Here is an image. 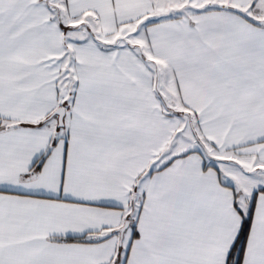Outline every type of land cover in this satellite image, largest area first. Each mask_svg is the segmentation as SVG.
I'll list each match as a JSON object with an SVG mask.
<instances>
[{
  "label": "snow or ice",
  "instance_id": "obj_1",
  "mask_svg": "<svg viewBox=\"0 0 264 264\" xmlns=\"http://www.w3.org/2000/svg\"><path fill=\"white\" fill-rule=\"evenodd\" d=\"M0 264H264V0H0Z\"/></svg>",
  "mask_w": 264,
  "mask_h": 264
}]
</instances>
